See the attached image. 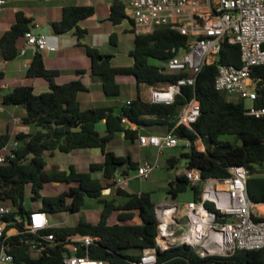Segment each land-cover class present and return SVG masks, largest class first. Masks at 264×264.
<instances>
[{
	"label": "trees",
	"instance_id": "1",
	"mask_svg": "<svg viewBox=\"0 0 264 264\" xmlns=\"http://www.w3.org/2000/svg\"><path fill=\"white\" fill-rule=\"evenodd\" d=\"M124 0H111L108 20L119 25L125 19H132L124 10ZM95 12L92 4L64 6L59 20L50 23L55 35L70 31L80 39L86 29L79 23ZM32 19L21 10L14 12V21L0 36V56L5 61L13 60L23 44L25 32L31 30ZM130 31L134 32L131 28ZM187 37L169 26H158L152 32L136 34L130 54L133 63L128 66L112 65L111 55L103 54L96 46L77 42L90 59V78L98 82L107 97L118 96L121 91L117 76H133L136 85L163 87L175 82L183 73L169 72L163 65L151 59L165 62L173 53V47L184 46ZM116 34L109 35V42L115 44ZM219 60L226 65H239V50L235 44L223 43ZM85 71L76 69V75ZM217 73L216 64L202 67L193 87H182L172 103H152L141 98L127 99L119 105H99L81 108L80 92H87V86L80 78L64 83H56L59 71L44 65L41 52L33 54L25 69L26 78H42L47 82L46 91L35 93L30 84L14 86L1 98L3 106H19L23 112L21 122L29 126V131H19L14 135L5 131L0 134V146L14 139L19 142L14 149L15 156L0 165V200L25 209L26 190H30V201L40 198L39 209L50 216L79 213L86 199H93L102 205L96 222L78 219L59 226H51L48 231L55 240L48 252L34 255L20 244L16 237L9 239L17 264H63L65 249L63 244L75 235H90L93 242L80 247L79 256H87L107 264H126L140 257L145 248L154 246L157 234L155 202L151 192H129L127 189L112 188L117 173L128 174L138 162L130 154L118 155L108 148L117 134L136 142L138 133L153 127H163L166 131L175 125L179 109L195 96L200 104V114L192 124V129L179 125L174 133L185 138L189 145H180L178 157H170L168 163L182 167L196 168L202 179L224 177L233 165L251 167L247 178V195L253 203H264V175L258 167H264V116L246 113V103L242 98L230 99L224 92L214 88ZM4 72L0 70V78ZM251 76L256 82V99L253 104L264 107V65L255 66ZM126 117L136 125L132 129L121 122ZM103 122L104 132L96 129ZM149 131V130H148ZM200 140L203 149H198ZM95 149L102 155V161L90 162L87 171H79L73 164L68 169L54 166L46 170L45 154L58 151L70 153L76 149ZM98 174V175H97ZM62 182L70 185L57 195H42L47 183ZM111 188L112 195H104L103 190ZM190 188L194 200L200 199V185H191L183 172L170 181L168 193L176 197ZM120 198V199H119ZM263 204L259 205L262 206ZM11 215L8 216L10 218ZM114 217L115 222H110ZM157 264H264V249L236 250L229 255L199 257L192 248L180 245L157 251Z\"/></svg>",
	"mask_w": 264,
	"mask_h": 264
},
{
	"label": "built area",
	"instance_id": "2",
	"mask_svg": "<svg viewBox=\"0 0 264 264\" xmlns=\"http://www.w3.org/2000/svg\"><path fill=\"white\" fill-rule=\"evenodd\" d=\"M8 0H0V12ZM124 10L133 21L136 34L152 32L158 26H169L187 37L184 46L173 47V55L163 62L169 72L183 76L166 86H147V101L172 103L182 87H193L198 74L206 64H216L214 88L227 95L249 100L246 113L264 116V107L253 104L256 99V82L251 76L255 66L264 65V0H124ZM24 44L18 55L26 49L33 53L55 51L57 45L44 34L25 32ZM235 44L239 50V65L222 64L219 53L223 43ZM28 64L22 68L26 69ZM1 70V67H0ZM129 103V100H127ZM5 107V106H4ZM0 102V111L3 112ZM200 114V104L192 96L178 111L175 125L164 134L138 133L137 145L151 147L157 153L164 149L188 146L189 141L179 138L174 129L183 125L192 129ZM15 122H21L17 117ZM121 122L136 129L128 118ZM17 140L11 139L0 146V165L12 159ZM156 168V161L139 163L136 177L146 179ZM264 175V167H258ZM224 177L202 179L200 171L190 168L183 171L191 185H202L200 199L177 203L164 199L155 204L157 234L154 246L145 248L140 257L126 264H157V251L185 245L201 258L212 255H229L236 250L264 249V216L247 195L249 169L244 165H233ZM128 174L117 173L112 188L129 185ZM110 190L106 188L104 190ZM0 200V264H17L9 252V239L16 237L20 244L34 255L48 252L54 244L51 226L63 224L62 220L51 224L46 211L36 208L21 211L11 203ZM11 215L10 218L8 216ZM93 242L90 235H75L63 244V264H107L76 254L80 247Z\"/></svg>",
	"mask_w": 264,
	"mask_h": 264
},
{
	"label": "rangeland",
	"instance_id": "3",
	"mask_svg": "<svg viewBox=\"0 0 264 264\" xmlns=\"http://www.w3.org/2000/svg\"><path fill=\"white\" fill-rule=\"evenodd\" d=\"M111 0H91L89 3L94 5L98 17L100 18V25H97L98 20H89L83 21L81 24L82 27L86 28V33L84 34L86 42L88 44H94L95 39H97V47L103 54L111 55L110 63L112 65H122L128 66L133 63V57L130 54L131 49L133 48V39L135 37V32L130 31L132 24L125 19L119 25H113L108 20L109 8L108 4ZM35 16L40 17L47 15L51 18L58 19L60 18V12H57L53 6H49L47 1L38 2L37 5L32 9ZM2 20H0V36L4 31V28L8 26V20L13 19V11L10 10L6 14L1 15ZM114 32L116 34L115 44L109 42L110 33ZM76 40L77 36H73ZM65 57L60 58V66L63 69L62 77H55L56 83H63L70 80L66 74L69 71H73V68H86V71L89 70L90 60L84 56L83 48L80 45H73L68 50ZM57 55V54H54ZM64 57V58H63ZM49 65V60L45 61ZM151 62L157 65H163L162 62L158 60L151 59ZM11 69L15 72L7 73L6 78H0V83H5L7 86L0 88V102L4 94L9 92L14 86L21 84H34L35 92L40 93L46 91L42 89L39 82L35 78H24L23 74L19 72L17 63L12 62L9 64ZM165 70H167L165 68ZM168 71V70H167ZM75 72V71H74ZM73 72V73H74ZM77 78H81V75H77ZM117 81L120 84L121 91L118 96L107 97L103 94L100 84L92 85V89L89 92H80L78 99L81 104V108H86L90 106H99V105H119L121 102H124L128 98H135L137 94L146 100L148 95V87L142 84L136 85V81L133 76H117ZM82 82L84 84H89L88 77H83ZM40 81H43L40 79ZM42 83V82H41ZM230 99H236L235 95H228ZM246 105H250L249 100H245ZM4 107V106H3ZM4 111H0V132L8 131L6 125L10 127L14 125V118H19L21 120L22 109L19 107H4ZM16 125H23L22 122H16ZM17 129V128H16ZM96 129L100 132H104L103 122H98L96 124ZM149 132L155 134H164L166 130L163 127H153L149 129ZM198 149H203V144L200 140L196 142ZM108 148L114 151L118 155L130 154L132 159L137 161L138 164L144 162L145 160L154 163L156 161V168L151 172L148 178L140 179L136 177V170H130L128 173L130 177L129 185H126L125 188L129 192H151V198L155 203H159L164 199H172L177 203H183L192 196V190L187 188L186 191L180 192L176 197H172L168 193L170 180L175 179V173L177 168L180 167V164L174 163L170 165L168 159L170 157H178L182 148L180 146L164 149L162 152L157 153L151 147L142 148L137 145V142H132L128 139H125L123 134H117L114 139L109 143ZM47 165L45 166L46 170H51L54 166L58 169H68L70 164H73L79 171H87L88 165L90 162L102 161V155L98 150L83 148L76 149L70 153H60L55 151L53 153L47 152L45 154ZM181 173V172H180ZM98 175V174H97ZM71 184H66L62 182H50L45 185L41 191L42 195H57L63 190L69 188ZM202 185H200V189ZM104 195H112L113 191L103 190ZM30 190H26V204L25 208L27 210H32L38 208L40 205V198L35 201L29 200ZM120 199V198H119ZM1 204L7 205V202H2ZM102 205L96 200L86 199V203L82 210L75 214H63L54 215L49 217L51 224L56 223L58 220H62L63 224L68 223L70 220L85 219L87 221L96 222L100 213ZM264 208V205L259 206ZM110 222H115V218L111 217Z\"/></svg>",
	"mask_w": 264,
	"mask_h": 264
},
{
	"label": "crops",
	"instance_id": "4",
	"mask_svg": "<svg viewBox=\"0 0 264 264\" xmlns=\"http://www.w3.org/2000/svg\"><path fill=\"white\" fill-rule=\"evenodd\" d=\"M41 1L42 0H8L7 3L5 4L4 8L0 12V20H2V17H1L2 14H6V12H8L10 10L13 11V19L12 20H8V23L9 24H8V26L6 28H4V31H5V30H7L11 26V24L14 21V12L15 11H18V10H21V11H23L25 13V15L27 17H30L32 19V28H31V31L35 27L38 28V27H42L44 25H48L49 26V29H50V31L47 34L48 39L53 44L57 45V49L55 51H47V50L41 51V54H42V58H43V61H44V65L47 68H49V69H56V70H58L59 71V74H58L57 77L60 78V77L63 76V74H65V72H63V69L60 66V60H59L60 58H62V56L65 57L67 55L64 52L67 53V50L71 46L76 45L78 41L80 43H85V44H88V43L86 42L85 36H83L80 39H77L76 38V40H75L74 37H73L75 35L73 33V31H70V32H68L66 34H63V35H55L54 32L52 31V28H51L50 23L52 21L59 20L60 18L54 19V18H51L50 16L48 17L47 15L37 17V16H35V14L32 11V9L37 5V3L38 2H41ZM43 1H47L49 3V6H53L55 9H57V12H60V14H61L62 9H63L64 6L74 5V4H88L89 5L90 4L89 2L91 0H43ZM109 4H108V8H109ZM99 19L100 18L98 17L97 12H96V8H95L94 14L91 17H89L88 19L84 20V21L98 20L97 21V25H100V20ZM82 22H80V23H82ZM80 23H79V26L82 27ZM82 28H84V27H82ZM96 43H98L97 42V39H95V43L94 44H89V45H92V46H96L97 47V44ZM23 44H24V39H23ZM23 44L21 45V47L23 46ZM83 52H84V50H83ZM33 54L34 53L32 52V50L28 48V49H26V52H25L24 55H17V57L15 59L10 60V61H5L0 56V67H1V70L4 72L3 78H6L7 73H13L14 74L15 71L13 69H11V67L9 66V64L12 63V62H16L17 63V67H18L19 72H21V74H23L24 78H26L25 77V69L22 68V67H23L24 64H29L30 63ZM54 54H57V55H54ZM84 56H86L85 53H84ZM47 60H49V65L46 64V62H45ZM76 69H80V70H84L85 71L81 75V78L80 79H82L85 76L88 77V79H89V84L88 85L85 84L87 86V88H88V91L87 92H89L92 89L91 83L93 85L99 84L98 82H93L91 80V78H90V71L89 70L86 71V68H73V71H72V68H71V71H69V73L66 74V76L69 77L70 80L77 78V75L74 72ZM35 79H36L37 82H39L38 84H40V86H41L42 89H46V88L48 89L47 82L44 79H42V78H35ZM40 79H42L43 81H40ZM65 82H67V81H65ZM3 86H7V84L0 83V88H2ZM32 86H33V89H34V92H35L34 84ZM144 86H146V85H144ZM128 99H131V98H128ZM5 107H13V106H5ZM14 107H19V106H14ZM19 108H21V107H19ZM22 112H23V110H22ZM6 127L8 129V133L11 134V135H14L15 133H17L19 131H23V132L29 131V126H27V125H20V126H18V125H16L15 120H14V125L13 126L10 127L9 125H6ZM148 130L149 129H147L146 132H143V133H147V134L148 133H152V132H149ZM1 133H3V132H0V134ZM180 172H183L182 162L180 164V167L177 168L175 175L179 174ZM191 199H193V198H190L187 201H189ZM187 201H184L183 203H185ZM257 209L260 212V214L264 216V208H260L259 205H257Z\"/></svg>",
	"mask_w": 264,
	"mask_h": 264
},
{
	"label": "water",
	"instance_id": "5",
	"mask_svg": "<svg viewBox=\"0 0 264 264\" xmlns=\"http://www.w3.org/2000/svg\"><path fill=\"white\" fill-rule=\"evenodd\" d=\"M50 31L49 29V26L48 25H44L42 27H35L34 29H32V32L35 33V34H44V35H47L48 32ZM184 164V160H182V165ZM248 169L250 170L251 167H248ZM183 171H188V168L187 167H184L183 168Z\"/></svg>",
	"mask_w": 264,
	"mask_h": 264
}]
</instances>
